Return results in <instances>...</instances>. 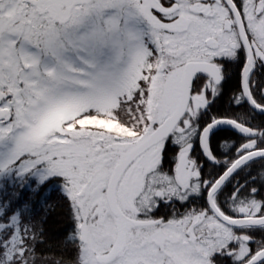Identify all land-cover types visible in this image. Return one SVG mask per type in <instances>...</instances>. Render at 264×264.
Listing matches in <instances>:
<instances>
[{"label": "rangeland", "instance_id": "rangeland-1", "mask_svg": "<svg viewBox=\"0 0 264 264\" xmlns=\"http://www.w3.org/2000/svg\"><path fill=\"white\" fill-rule=\"evenodd\" d=\"M83 3L81 12L72 13L71 19L58 28L61 35L53 37L54 28L46 29L48 21L38 4L28 10L18 0H0V93L10 96L8 107L16 111L11 125H0V173L11 175L17 169L22 176L32 174L40 184L65 180L64 190L79 222L82 264H205L187 245V221L136 228L112 215L106 201L116 165L177 112L184 80L181 67L197 53L190 49L189 42L177 52V44L184 40L181 36L163 31L160 37L159 31H153L154 40L162 39V50L146 66L150 51L145 46V23L140 15L127 9L124 0ZM29 17L34 22L31 40L11 26H18L20 21L26 27ZM168 44L176 49L172 51ZM203 85L206 88L207 81ZM196 88L194 93L200 95L203 89ZM139 91L145 98L142 109L122 110L127 115L123 122L108 113L119 106L121 99L134 97ZM202 98L203 103L192 101L191 115L172 138L180 148L176 180L151 173L141 183L146 190L144 200L130 198L133 211H128L121 189L120 209L130 218L137 220V213L157 197L181 202L189 197L180 184L187 186L198 175L188 152L197 133L194 118L208 101ZM127 107L131 109L132 105ZM90 110L107 114L96 116L89 114ZM128 121L132 126H127ZM158 151L149 152L140 165V181L155 163ZM233 212L254 219L259 209L241 206ZM212 220L218 228L217 248L226 249L238 242L237 248L228 252L237 263L244 260L249 239L237 240L233 229L215 218L209 219L212 229L217 230ZM216 236L212 231V242ZM114 246L121 252L110 260Z\"/></svg>", "mask_w": 264, "mask_h": 264}, {"label": "flooded vegetation", "instance_id": "flooded-vegetation-1", "mask_svg": "<svg viewBox=\"0 0 264 264\" xmlns=\"http://www.w3.org/2000/svg\"><path fill=\"white\" fill-rule=\"evenodd\" d=\"M230 1L233 7L235 8V10L238 12L240 20L242 22V26L249 43V49H247V47L245 46L242 40L237 14L235 13L234 10L231 9L227 0H124L126 8L129 10L131 9L132 11L138 13L145 23L144 42H145V46H147V48L150 51V55L147 57L145 63L146 66L151 65L152 59L153 58L155 59L158 56H160L162 50V39L154 40L153 31L154 32L159 31L160 37H162L161 33L164 31L167 32L169 36L179 35L181 36V38L184 39L183 41L177 44V48H178L177 52L183 51L182 48L186 45L187 42H189L190 49H192L194 52L197 53V56L195 55L193 59H190L183 67H181L183 68V72H184L183 79L185 77L186 65L189 63H207L213 65L218 70V74H219L218 83H215L210 76L203 73H199L195 76L192 83L189 108L185 117L179 124L178 129L184 125L185 120H187V116L191 115V112L189 111L191 108L192 101L203 103L202 96L206 98V95L210 93L211 97L209 98L208 96V98H206L208 99V101H206V105H207L209 102L213 101L216 98V96L220 93V88L225 79L223 75V71L224 69H226L225 64L227 65L228 62L230 63L234 62L241 65L240 85H241L242 100H244L245 103L246 101L243 95L242 75L245 70L247 61L249 60V54H251L252 68L248 75L247 84L251 96H252L251 89L252 88L255 89L257 87L256 83L254 82L251 83L252 80L251 77L256 75L257 77L256 79L259 80V76H262L264 74V0H230ZM18 2L19 4L26 5V9L28 10H30L32 8L31 6H34L35 4L36 5L38 4L40 9H44V12L42 14L45 15L44 19L48 21V24L45 26L46 29L49 27L54 28V30H52L53 37H59L61 35L58 28L61 26L63 27V25L66 24L69 21V19H71L72 13L81 12L84 4L83 0H42V2L38 0V3H35V0H18ZM30 13L32 12L29 11V15ZM26 20H27V26L24 25L26 27H23L20 21H18V26L15 24L11 26H14L15 28L17 27L18 31L21 34H27L28 39L31 40L33 39L32 35L34 31L33 30L34 22L30 20V17L27 18ZM21 37L22 39L25 38V36L23 35ZM168 47H170L172 51L174 50V48L176 49V46L172 48L170 45ZM227 52L231 53V56H228ZM148 68L151 70V66H148L146 68V71ZM149 69L147 72H149ZM202 79H207V85L206 88L201 87V90L203 89V91L200 95H198L194 93L193 90L194 88L201 86L200 81ZM258 84L261 85V82L260 83L258 82ZM262 85L264 86L263 83ZM11 103L12 100H10L9 95L0 93V125H5V126L11 125L15 121L14 112L16 111L8 107V105L11 106L10 105ZM198 116L199 113L198 115L195 116L194 120L198 118ZM159 126H157L156 129ZM176 131L177 129L173 132V134H175ZM167 140L161 142L159 145L147 151L137 161L132 163L130 167L126 170L117 189V202L119 208L122 199V195H121L122 188L124 190V198L127 201L126 202L127 207L130 205L131 197H135L136 201L138 200L142 202L144 200L143 195L144 193H146V190H144L145 189L144 184L141 185V183H144L147 177L150 176L151 173L153 172H156L155 175L173 177V179L176 180L177 178L176 171L171 176L168 172H166L164 168V156H163L165 150L164 144ZM139 146H137L136 149ZM154 149L159 150L157 153L158 158L156 159L154 164H150V166L148 167V172L145 174L144 180L140 181V175H139L141 170L140 165H143V162L145 161L147 154ZM191 151L192 149L190 146L188 152L189 162L192 163L193 169L194 171H196L198 175L195 179H192L187 186H183L182 184L178 183L180 184V186H182V188H185V190L188 191L189 197L187 198V200L181 202L174 198L165 199V198H158L156 196L157 198L155 199V202L153 204L151 203L152 200H150L149 205L146 206L147 208L143 209L142 212L137 213L139 217L137 220L130 218L126 214V212H123L121 209L120 210L124 215L117 219L121 221H126L127 223L131 224L133 227L136 228L163 227L164 225L162 223L167 224L173 222L174 223L182 222L183 224L184 223L183 221H187L188 222L187 226H184V228H186L187 230L186 233L188 235V240H189L187 245L188 247L191 246L189 247V249L191 250L195 249L198 252V256H199L198 259L200 261L204 262L205 264H208L209 262L211 264H215L214 261L218 260L217 259L218 257L223 258V256H225V257H232L234 259V255H232L228 251L231 249H236L238 246V242L232 243L229 247H227L228 249L217 248L216 238L219 236L218 228L214 223V221L212 220V223L215 224L217 230H215L214 227L212 229L211 221H209V219L215 218L217 221L219 222L221 221L215 216L214 212L210 208L208 197L215 183L236 162H234L215 183L211 184L212 181L210 180V178H208L207 172L205 171L204 176L201 173V168L205 167L206 164L197 163L192 158ZM257 151H264V150H257ZM257 151H249L240 158ZM179 157H180V153L178 155V160ZM144 165L146 164L144 163ZM239 171H237L229 179V181ZM130 175H132L131 179H129L131 177ZM229 181H227V183ZM125 183H127L126 186H124ZM137 184H140V187ZM237 186H240L236 192V196H239V194L244 189L243 188L244 185L243 183L242 184L239 183ZM223 187L214 195L213 198L215 206L223 215L232 219H241V217L236 215L233 211L239 209L241 206H245L248 209H252L256 211L259 209L258 215H256L254 218L264 217V188H263L264 185L263 186L261 185L257 187V189L252 191L253 195H261L263 201L258 199L252 202L250 201L246 202L244 199H242L239 202H237V204L231 207L230 212H232V214L230 212L227 214V211L223 210L221 204L217 202V197L219 193L222 192ZM129 208L128 211L134 210L131 209L130 206ZM134 223H148V225L137 226ZM230 228L233 229L234 232L233 235L234 237H236L237 240L241 239L242 237H247L249 239L247 241V247L249 251L248 255L244 258V260L238 262L239 264L248 263L256 255H258L260 252L264 250L261 249L259 251H254L251 247V243H253V238L237 231L243 228H259V227H243V228L230 227ZM212 231H215L217 233V236L214 238L215 240L213 242L211 241ZM120 252L121 249L119 247L114 246L108 258L112 260Z\"/></svg>", "mask_w": 264, "mask_h": 264}, {"label": "trees", "instance_id": "trees-1", "mask_svg": "<svg viewBox=\"0 0 264 264\" xmlns=\"http://www.w3.org/2000/svg\"><path fill=\"white\" fill-rule=\"evenodd\" d=\"M240 67L234 62L225 64V79L220 93L200 110L193 122L197 133L190 142L191 156L197 163L206 164L201 173L204 176L207 172L211 184L241 156L249 151L264 150V116L256 114L242 100ZM256 78V75L251 77V83L257 84L251 93L257 105L264 107V74L259 76V80ZM206 81L201 80V87ZM142 86L146 88L147 84L143 82ZM144 101L139 91L134 97L121 99L119 106L108 113L123 122L127 115H123L122 110L142 109ZM128 104L132 105V110L128 109ZM88 113L104 116L107 111L90 110ZM220 120L234 122L248 131L241 132L228 126L216 129L209 136L208 151L205 152L201 144L203 132ZM126 123L132 126L129 121ZM173 136L165 142L163 154L164 168L171 176L175 173L180 153V148L172 142ZM4 174L0 173V264H82L83 242L79 222L72 200L64 190L65 180L52 179L40 184L32 174L22 176L17 169L11 175ZM239 183H243L244 189L236 196ZM261 185H264V158L242 168L223 187L217 202L228 214L231 207L242 199L246 202L263 201L261 195L252 194ZM237 231L253 238L251 247L254 251L264 249V226ZM217 259L215 264H239L232 257Z\"/></svg>", "mask_w": 264, "mask_h": 264}, {"label": "water", "instance_id": "water-1", "mask_svg": "<svg viewBox=\"0 0 264 264\" xmlns=\"http://www.w3.org/2000/svg\"><path fill=\"white\" fill-rule=\"evenodd\" d=\"M231 9L235 11L237 14V19L239 20V27L241 32L242 40L249 49V43L245 34V31L242 26V22L240 20V17L238 15V12L233 7L230 0H227ZM251 54H249V60L247 61V64L245 66V70L242 75V82H243V95L246 101V104L256 113L260 115H264V108L259 107L254 100L252 99V96L250 94L247 79L248 75L250 73V70L252 68V62H251ZM199 73L206 74L210 76L215 83L219 82V74L218 70L211 64L207 63H189L186 65L185 68V77L183 80L182 85V98L178 107V111L173 115L168 117L149 137V139L140 145L137 149H135L132 153H130L126 159L118 164L115 169L114 173L110 179V182L107 187L106 191V201L109 207L110 212L115 217H122L124 214L120 210L117 202V189L118 186L122 180V177L124 176L126 170L130 167L132 163L137 161L143 154H145L150 149L154 148L155 146L159 145L161 142L167 140L173 132L178 128L179 124L185 117L190 103V97H191V89H192V83L195 78V76ZM223 126H228L236 129L237 131L245 132L244 128L241 126L228 121H218L210 126H208L205 131L203 132V135L201 137V143L203 150L205 152L208 151V139L210 134L215 131L216 129H219ZM264 158V151H257L250 153L242 158H240L236 163L215 183V185L212 187V190L208 197V202L210 205V208L214 212L215 216L223 223L227 224L230 227L234 228H243V227H261L264 226V217L263 218H254V219H232L225 215H223L218 208L215 206L213 198L214 195L229 181V179L242 167H244L249 162ZM137 226H143L148 225V223H134ZM264 260V250L260 252L258 255H256L251 261H249L246 264H258L261 261Z\"/></svg>", "mask_w": 264, "mask_h": 264}]
</instances>
